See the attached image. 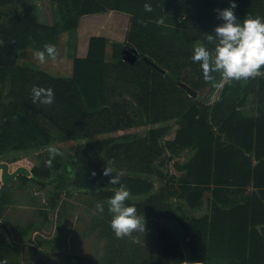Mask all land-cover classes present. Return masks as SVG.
Here are the masks:
<instances>
[{"label": "trees", "instance_id": "16d2710c", "mask_svg": "<svg viewBox=\"0 0 264 264\" xmlns=\"http://www.w3.org/2000/svg\"><path fill=\"white\" fill-rule=\"evenodd\" d=\"M236 1L243 7L241 12L257 9L264 18L260 0ZM10 2L0 0V6ZM20 2L24 6L8 19V26L0 25V88L7 85L12 97L10 111L1 114L0 150L12 141L17 150L27 149L32 140L39 146L47 144L50 132L42 119L67 139L86 138L73 149L74 186L85 191L118 187L110 184L111 173H103L105 167L99 161L103 152L107 167L113 175L122 174L120 183L131 197L145 196L125 203H134L137 214L152 222L148 245L153 258L159 259V251L162 258L173 256L179 264H264V239L256 229L264 225V105L256 114L233 110L248 102L264 101V73L224 83L211 104L197 98L204 87L211 95L221 79L213 73V80H205L199 62L191 59L196 45L214 49L206 42V35L215 27L207 25L217 18L215 2L57 0L58 20L52 26L37 22L33 5H27V0ZM107 11L129 17L126 41L141 56L134 63L122 60L121 44L117 43H113L111 62H107L106 38L91 36L86 56L73 57L69 78L15 65L19 48L43 51L47 44L56 45L62 33L75 32L81 16ZM179 82L192 88L196 96H189ZM34 86L51 88L54 102L34 104ZM125 95L151 122L164 124L153 126L137 141L127 136L88 139L133 125L126 112L131 103L116 100ZM225 108L231 110L209 115ZM199 114L208 116L179 122ZM172 121L179 122L174 136L164 140L173 129ZM182 152L187 153L186 159L174 166L179 174H169L168 162ZM51 169L45 165L43 170L33 168L30 178L43 186L54 177ZM248 188H252L250 193H246ZM206 202L209 209L203 215L188 214L201 210ZM168 225L184 239V249L177 254L170 245L174 237ZM115 251H111L110 260L117 263ZM9 252V245H0V261ZM120 258L123 261L125 256ZM135 260L136 255L132 264Z\"/></svg>", "mask_w": 264, "mask_h": 264}, {"label": "rangeland", "instance_id": "374dc122", "mask_svg": "<svg viewBox=\"0 0 264 264\" xmlns=\"http://www.w3.org/2000/svg\"><path fill=\"white\" fill-rule=\"evenodd\" d=\"M213 1L215 2V10L229 7V0ZM39 4H41V0H27V5L35 6ZM259 4L264 6V0H260ZM242 8L236 1V7L233 11L237 18L239 16L241 19L248 16L261 18L257 13V9L241 12ZM39 11L41 12V20L50 21L51 16L49 13L45 15V11L42 8ZM107 12L109 14V11ZM90 15H85V17ZM117 16L119 18L109 15L107 16L108 18L102 20L101 15H95L91 19L94 20L96 25L100 24L99 26H102V30L104 31L101 33H105L106 35V45L107 43L109 45L110 41H112L121 44V51L123 48H133L127 44L126 36L123 40V33L125 31L122 32L125 25V21L123 20L126 16ZM56 19L58 20V14L56 15ZM201 22L202 20L195 23L200 24ZM50 23H52V18ZM219 23H222V21L217 16L214 22H208L207 25L211 27ZM119 24L122 25L119 27L121 28V33H118L119 29H114ZM213 30L207 33L206 42L215 46L214 41L209 42L207 40L208 34L212 33ZM87 35L89 34H84L85 39H87ZM60 38L61 43L54 45L58 48L62 47L59 51V57L57 55L54 57L56 59L53 60V58L48 57L47 53H45V62L41 63L36 58V53L39 51L26 48V51H22L21 53L19 65L41 69L52 76L69 78L72 73L73 58L68 54H71L70 50L74 48V45L76 47V39L75 36L71 37L66 34H61ZM196 43H199V41H196ZM111 49L108 46V52L106 50L107 55H105V59L107 62H111ZM140 58L141 56L137 52L136 60ZM223 84L224 82L220 79L218 88L213 95L208 94L207 87L202 88L198 92V100L201 102H212L217 99ZM6 86L2 85L0 88V121L2 120L1 114L8 113L11 108L12 97L9 95ZM123 97H117L116 100L119 102L123 100L131 101L126 95ZM263 104L255 101L248 105V107L254 111L256 106ZM126 112L134 120L132 126L123 127L113 132L93 135L88 139L99 140L127 136L131 141H137L144 138L148 130L153 126L164 124L151 122L150 118L139 110L137 111L136 106L132 103L127 107ZM200 116L206 117V114L182 118L179 122L199 118ZM40 122L45 124V127L50 132L47 144L39 146L36 140H32L27 149L17 150L13 147L16 142L12 141L0 150V162H7L9 170H14L17 166L22 165L31 171V175L33 168L43 170L44 161L49 158L47 149L50 146L57 147L60 152L59 155H56L52 159V164H56L59 167L55 168L51 164V174L54 177L50 181L45 182L43 186L25 175H17L16 180L11 185H3L0 182V226L4 227L3 229L0 227V245H3V247L9 245L11 251L9 254H6V258L4 259L6 264H122V262L132 264L131 259L134 255L138 257V260H135L134 264H179L173 256L162 258L159 251V259L152 257L153 252L149 249L148 245L150 234H152V230L150 229L152 222L149 219L145 220V232L133 233L132 238L126 237L125 243L122 242V238H117L114 235L109 225L111 216L107 211L105 202L114 193L116 188L108 186L104 188H91L85 191V189L73 185L74 173L76 171V166L72 162L73 149L77 144L85 142L86 138L67 139L54 126L49 125L42 119ZM179 122H169L173 129L164 137V140L173 138L174 130ZM181 159L179 157H171L166 168L169 174L178 175V171L173 170L172 166H175V163ZM99 161L100 166H109L103 152L100 153ZM70 170H72V175L70 174ZM148 178L156 180L155 176H149ZM159 186H157L155 192L158 191ZM144 198L145 196L131 197L130 201L138 202ZM101 203H105V211L103 213L97 210V205ZM196 215L198 214L196 213ZM169 228L173 230V232L168 230L170 236L174 237V241L170 245L177 254L178 251L180 252L184 249L185 243L182 237L177 235L175 228L170 226ZM157 241L158 238L153 242L157 243ZM114 250H116L117 263L110 260L111 251ZM120 255L125 256L123 261H121Z\"/></svg>", "mask_w": 264, "mask_h": 264}, {"label": "clouds", "instance_id": "9594fccd", "mask_svg": "<svg viewBox=\"0 0 264 264\" xmlns=\"http://www.w3.org/2000/svg\"><path fill=\"white\" fill-rule=\"evenodd\" d=\"M236 0H229V7L216 9L222 23L214 27L213 33L208 34L207 40L214 41V49L204 44L194 46L191 59L199 62L205 80L214 79L213 73L219 74L222 82L247 80L264 73V18L248 16L243 19L234 14ZM151 10L150 5H145ZM45 53L50 58L56 56L54 45L47 44L43 51L36 53L39 62H45ZM32 102L41 105H51L55 94L51 88L33 87L31 90ZM49 158L44 161L50 167L52 159L59 155V149L50 146L47 149ZM104 175L110 176V184L118 185L114 193L106 200L107 211L111 216L110 228L117 238L133 237V233L145 232L143 216L137 214L134 203L130 201L131 194L128 188L120 183L121 173L113 175L112 169L105 167ZM105 203L97 205L101 213L105 211ZM0 264H6L0 261Z\"/></svg>", "mask_w": 264, "mask_h": 264}, {"label": "crops", "instance_id": "0c3cea01", "mask_svg": "<svg viewBox=\"0 0 264 264\" xmlns=\"http://www.w3.org/2000/svg\"><path fill=\"white\" fill-rule=\"evenodd\" d=\"M42 1H43V3H42ZM56 4H57V0H41V4L33 6L34 7L33 11H34V14L36 16L37 22H39L41 24L52 26L56 22V11H55L56 10ZM23 6L24 5H21L20 0H12V2L6 3V4L2 5V6H0V11L2 12V15L0 17V25H1V27H7L8 26V19L10 17L14 16L16 13H18ZM41 8L45 11L44 12L45 15H48V13H49V15L52 18V23H50L51 18H50V21L41 20V18H40L41 12L39 11V9H41ZM95 15H101V17H102L101 19L103 20L105 18H108L107 16H109V15L110 16H114L115 18H119V16H117V15H125V14L117 12V11H109V14H108V12H105V13L91 14L90 16H86V17H85V15L81 16L79 18V22H78V26H77L76 32H73V33H69V32L68 33H66V32L62 33V34L69 35L71 37L75 36L76 40L75 39L74 40H75L76 47L74 45V48H72L70 50L71 54H68L72 58L73 57L82 58V57L86 56L87 50H88V40H89V38L91 36H104V37H106L105 33H101L102 31H104V30H102V26H99L100 24L96 25L94 20L91 19V17H93ZM123 21H125V25L123 26V29H122V32L125 30L124 33H123L124 34L123 40H124L125 36H126V33H127V30H128V27H129L130 20H129L128 16H126V18ZM120 26H122V25L119 24V25H116L114 27L115 30L119 29L118 33H121L120 32L121 28H119ZM75 33H76V35H75ZM85 33L89 34V35H87V39H85L86 38L84 36ZM60 40H61V38L59 37V39L57 41L58 44L61 43ZM113 43L114 42H112V41H110L109 45L107 43L106 48H105V52H106V50L108 52V46H110L112 48ZM57 46H59V45H57ZM55 48H56V55L59 57V51L61 50L62 47L61 48L55 47ZM22 51H26V48H21V49L19 48L17 50V52H16V56L17 57L15 59V65H19L18 62H19V59H20ZM107 52L105 53V55H107ZM111 54H112V49H111ZM66 56H67V54H66ZM54 59H56V58H53V60ZM214 93H215V91L212 92L211 95H213ZM212 102H214V100ZM212 102L206 101L207 104H211ZM256 102L264 103V101H256ZM251 103H254V102H248L246 104L240 105V106L234 108L233 110H241V111H243V112H245L247 114H250V113L251 114H253V113L256 114L258 107L262 106V105L256 106V109H254V111H252L248 107V105H250ZM239 107H242V108H239ZM230 110H231V108L220 109V110L211 112L210 115L223 114V113L229 112ZM199 118H202V117L200 116ZM186 157H187V153L186 152H182L181 155L179 156V159H181V158L182 159L179 160V161L180 162L184 161L186 159ZM172 169L174 170V166H172ZM15 180H16V178H15ZM251 191H252V188H248L246 193H250ZM229 196L231 197L230 193H229ZM206 197H208L207 194L204 196V198H206ZM208 205H209L208 202H206V203H204V205H203L201 210L196 211V212H190V213H193L196 217L201 216L209 209ZM196 213L198 215H196ZM256 229H257L259 235H262L263 239H264V225H257ZM177 235L181 236L178 233H177ZM182 239H183V237H182Z\"/></svg>", "mask_w": 264, "mask_h": 264}, {"label": "water", "instance_id": "95a60500", "mask_svg": "<svg viewBox=\"0 0 264 264\" xmlns=\"http://www.w3.org/2000/svg\"><path fill=\"white\" fill-rule=\"evenodd\" d=\"M137 57V50L134 48L122 49V60L130 63H134ZM178 85L183 88L189 96H196L195 91L183 82H179ZM25 175L31 177V171L26 167L19 165L14 170H9V164L7 162H0V182L3 185H11L17 175Z\"/></svg>", "mask_w": 264, "mask_h": 264}, {"label": "flooded vegetation", "instance_id": "af4514ba", "mask_svg": "<svg viewBox=\"0 0 264 264\" xmlns=\"http://www.w3.org/2000/svg\"><path fill=\"white\" fill-rule=\"evenodd\" d=\"M20 175H22V174H20ZM17 177V176H16Z\"/></svg>", "mask_w": 264, "mask_h": 264}]
</instances>
